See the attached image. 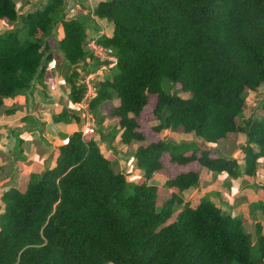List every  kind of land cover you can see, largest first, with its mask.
<instances>
[{"label":"trees","instance_id":"16d2710c","mask_svg":"<svg viewBox=\"0 0 264 264\" xmlns=\"http://www.w3.org/2000/svg\"><path fill=\"white\" fill-rule=\"evenodd\" d=\"M65 2L46 0L19 15L16 0H0V20L18 24L0 35V106L42 76L57 23L62 35L56 45L73 67L65 78L68 98L77 102L91 58L90 16L107 20L112 34L97 40L118 61L98 80L89 107L98 125L116 119L112 137L119 131L120 143H144L132 154L143 179L127 181L96 139L73 132L38 179L1 193L0 264H264L260 231L252 244L240 217L205 197L195 207L184 200L183 193L199 184L198 171L168 178L164 187L175 191L162 202L158 187L148 183L162 170L164 154L172 163L197 162L232 178L256 174L264 158V101L255 117L244 118L243 110L246 91L264 84V0H102L73 18L66 17ZM165 79L190 96L165 92ZM152 95L158 120L152 130L181 128L212 144L243 134L239 158L213 157L212 148L194 141L149 140L138 118ZM67 115L80 118L69 109L53 118ZM251 206L264 214V202Z\"/></svg>","mask_w":264,"mask_h":264},{"label":"crops","instance_id":"0c3cea01","mask_svg":"<svg viewBox=\"0 0 264 264\" xmlns=\"http://www.w3.org/2000/svg\"><path fill=\"white\" fill-rule=\"evenodd\" d=\"M65 1L66 17L73 18L81 14H86L88 10H92L94 8L97 2L102 0ZM45 2L46 0H16V10L19 15H24L28 12L41 8L45 4ZM90 17L93 20L94 25L92 26V23L89 25L87 24L88 26L86 27V32L88 34V37L96 35L110 36L112 34L113 27L110 22L93 16ZM17 25L18 24H10L6 20H0V29L5 26L11 29L14 26L17 27ZM58 29H61V34L59 33ZM61 35L62 28L61 25L57 23L55 28L53 29L51 38H53V40L55 39L56 41ZM60 52L61 51H56L54 49H47L46 56L48 57H45L43 61L45 69L47 62L51 61L54 58V55L64 60V63L67 64L63 54ZM60 86H62L61 83H58V81L49 80L44 76V74H42L40 78L33 80L28 90L22 91L14 97H9V99H4L3 105L0 106V137L2 138L7 130L13 131L16 129H20L24 132L26 130H36L40 128V122L44 121V117H39L37 116V113L33 112L35 108L34 102H38L40 95H43L45 99L48 100V105H51L54 108L59 106H62L64 108L68 102H65L64 99V86L63 88ZM28 103L30 104V106H28ZM6 109H12L13 111L10 113H5ZM60 111L61 108L58 110V112ZM74 112L75 114H78V112ZM259 113L260 108L256 112V115H258ZM141 114L142 113H140V116ZM140 116L138 118V122L141 125ZM253 116L255 117L254 113L253 115H248L247 118ZM28 117H30L31 119H36V123L32 124L31 127H26L24 123H20V121H24ZM73 120V124L69 123L71 127L69 129L68 136L75 131H79L81 126L80 118ZM45 123L47 122L45 121L42 126H45ZM61 130L62 129L50 130L47 128H44L42 130V133L51 142L50 145L53 150L52 151L50 149L48 150V153L46 155H43L47 157L48 154H50V157L47 160L46 168L50 167L54 163V152L57 146L64 143L68 138V136L62 137L63 134ZM116 130V119L113 117H105L102 124L96 127L97 133L92 135V137L96 139L100 144L101 151L107 158L111 160L114 166L119 165L118 156L120 153H124V155L126 154V157L132 156L135 147L139 144H144L143 142L131 143L129 145L122 144L118 140L119 131L116 136L112 137V134ZM158 133L157 137L160 136L159 139H168L175 142L194 141L200 148H212L210 155L213 157L224 156L238 159L240 156V147L245 143V136L240 137L241 134L236 139V142L230 144H227V142L212 144L203 143L201 140L195 138L193 134L186 133L181 128L177 131L164 129L159 134ZM236 143L239 144L235 145ZM127 152H129V156L127 155ZM165 156H167V159H165ZM162 163V170L156 172L148 182L149 184H153L158 187V195L160 191L163 190L167 192V195H165V199H167L171 195V193L175 191L174 189L164 187V182L168 178H171L180 172L196 170L199 172V184L196 187L189 189L183 193L185 201H188L192 207H195L203 197L208 196L211 201L224 212L232 216L241 217L244 232L250 236L252 244H254L256 241L258 231H260V233L264 235V214L260 209L251 206L252 203L258 201L264 202V158L259 160L258 169L255 175H241L236 178L230 177L225 172L215 173L201 168L197 162H190L186 165L172 163L169 161L168 154L163 155ZM0 165L2 169L3 165L1 163ZM19 167V176L27 175L31 171H36L37 169L35 164L28 160H24L23 162H21ZM124 170H126L127 172L133 170L135 172L133 176L129 177L127 176V174L125 175V171H121L126 176L127 181L132 180L131 178L133 177L137 178L138 182L143 179L141 176V171L135 168L133 162H131V168L127 166ZM3 182L4 181H0V185Z\"/></svg>","mask_w":264,"mask_h":264},{"label":"rangeland","instance_id":"374dc122","mask_svg":"<svg viewBox=\"0 0 264 264\" xmlns=\"http://www.w3.org/2000/svg\"><path fill=\"white\" fill-rule=\"evenodd\" d=\"M10 24H17L14 22H10ZM16 31V26L13 28H8L7 26L3 27L0 29V35L9 32V31ZM59 33L61 34V29H58ZM59 34V35H60ZM17 35L19 38H23L21 30L17 31ZM32 40V38H31ZM49 48L47 49H54L56 51H60L58 46L56 45L55 39L53 40L51 37L49 38ZM61 53V52H60ZM54 55V54H53ZM87 65V70H90L93 66ZM82 66L79 65L76 68L80 70ZM73 67L65 64L64 60H62L59 57H56L54 55V58L47 62L46 64V69L45 71L43 70V74L46 78L49 80L53 81H58V83H61L63 88V95L65 94V102H68L67 105L63 108L62 106L59 107H52L51 105H48L45 97L43 95L39 96L38 102L35 101L34 105L35 108L33 112L37 113V116L39 117H44V121L40 122V128L39 129H32V130H26V131H21L20 129L16 130H7L3 137L0 139V163L3 165L1 169L0 165V181H4L0 185V195L2 192H4L7 188L10 187H16L20 190H23L26 188L28 182L30 181L31 178L38 179L42 172L46 168L47 160L50 157V154H48L47 157L43 156L48 153V150H52L50 141L46 138V136L42 133V130L44 128L50 129V130H57V129H62V137H67L69 134V129L71 127V124H73L74 120L72 117L69 115L65 116L64 119L60 121H55L53 118V115L58 113V110L61 108L63 109H69L74 112V108L72 107L71 103L68 101V93H69V86L67 85V82L65 80L67 74L71 71ZM162 87L165 90V92H168L170 94H177L178 96L181 97H188L190 96V92H184L179 90V85L173 83L172 81L165 79L162 83ZM11 98V97H10ZM9 99V97L5 98ZM155 100V95H152L150 97V103L148 104L147 107H145L144 111L142 112L140 116L141 120V128L143 132L146 134L149 140H157L159 137H157V133L152 130L153 125L158 123V120L156 117L152 114L151 109L153 102ZM245 101H246V109L243 110V117L247 118L248 115H253V113L256 115V112L260 108L262 102L264 101V84H262L257 91H246L245 93ZM30 103V102H29ZM28 103V106L30 104ZM109 106H106L108 108ZM63 108V109H62ZM6 113V112H5ZM95 118V117H94ZM45 123V126H42V124ZM95 118V123L96 127H98V124L96 122ZM62 122V123H61ZM20 123H24L26 127H31L32 124L36 123V119H31L28 117L24 121H20ZM98 129V128H97ZM97 133V131H96ZM95 133V134H96ZM159 134V133H158ZM244 135L241 134L240 137H243ZM157 137V138H156ZM236 142V140L233 138L231 142H227V144ZM240 143V142H239ZM239 143H236L235 145H238ZM100 147V144H99ZM101 150V147H100ZM53 151V150H52ZM127 155L129 156V152H127ZM119 159V165H115L114 168L116 170L120 171H125V175L127 176H133L135 173L133 170L132 171H126V167L131 168V162L134 163V158L132 156L126 157V154L120 153L118 156ZM165 159H167V156H165ZM24 160H28L32 163L35 164L37 167L36 171H31L27 175H22L19 176V165L21 162ZM117 162V163H118ZM214 172V171H212ZM218 173V172H215ZM129 182L131 183H137V178L133 177L131 178ZM167 192L165 191H160L158 195V200L159 202L164 201L165 195ZM208 200L211 201V199L206 196ZM2 206V202L0 199V207ZM239 217V216H238ZM241 218V217H240ZM107 264H113L111 262H108Z\"/></svg>","mask_w":264,"mask_h":264},{"label":"built area","instance_id":"2783aa9c","mask_svg":"<svg viewBox=\"0 0 264 264\" xmlns=\"http://www.w3.org/2000/svg\"><path fill=\"white\" fill-rule=\"evenodd\" d=\"M99 35L88 37L86 47L91 53V58H86L88 65L93 64L82 77L83 92L80 99L72 103L74 111L78 112L81 119L80 133L84 137L92 136L96 133V123L94 115L90 111V102L96 96L97 82L105 75L111 74L117 64L118 58L111 47L98 42Z\"/></svg>","mask_w":264,"mask_h":264}]
</instances>
